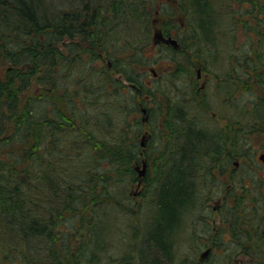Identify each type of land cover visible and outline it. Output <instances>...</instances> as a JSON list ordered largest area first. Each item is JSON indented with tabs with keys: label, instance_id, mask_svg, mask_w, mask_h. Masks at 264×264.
Segmentation results:
<instances>
[{
	"label": "trees",
	"instance_id": "1",
	"mask_svg": "<svg viewBox=\"0 0 264 264\" xmlns=\"http://www.w3.org/2000/svg\"><path fill=\"white\" fill-rule=\"evenodd\" d=\"M100 1L0 0V264H197L187 250H198L205 234L206 242L230 249L254 242L239 228L252 215L249 225H260L264 191L244 182L250 168L235 160L253 159L251 138L264 132V96L241 98L264 89L263 23L248 24L247 48L240 49L238 28L229 31L213 13L223 0H183L186 28L165 31L181 48L162 45L152 63L183 61L149 84L152 63L143 60L151 48V13L146 25L139 14L148 0ZM249 3L250 12L264 14V0ZM92 9L99 20L88 18L86 31L69 27L70 15ZM100 53L112 64L98 66ZM195 59L208 72L212 67L217 91L213 81L200 87ZM145 96L154 102L153 136L142 149L138 111ZM165 109L166 136L159 125ZM212 109L225 125L212 126L205 113ZM142 150L149 167L138 202L129 190L140 178L135 164ZM228 167L237 199L223 206L226 226L213 232L206 222L197 230L196 180ZM137 209H145L141 225L127 222L133 251L105 259L114 219L138 222ZM192 239L185 248L183 241ZM233 257L226 254L220 264ZM253 264H264V253Z\"/></svg>",
	"mask_w": 264,
	"mask_h": 264
},
{
	"label": "flooded vegetation",
	"instance_id": "2",
	"mask_svg": "<svg viewBox=\"0 0 264 264\" xmlns=\"http://www.w3.org/2000/svg\"><path fill=\"white\" fill-rule=\"evenodd\" d=\"M153 4L156 5V12L160 13L161 11L164 12V19L161 23V32L163 34V36L165 38L168 39V43H166V46H172L174 48H181V44L178 40V38L174 35H165V31L169 30L172 34L173 33H182L184 31V29L187 26V22L185 19V14L183 11V0H148V6L151 7L153 6ZM231 4V0H223V1H218V4L215 6V10H214V14L219 16L220 21L225 23L226 29H228L229 31H231V29L233 27L238 28L241 24V27L243 28V31L246 30L248 28V24L249 26H254V25H259V23H263L264 26V14L262 13V11H260L259 13L256 12L255 16L256 19L254 22L252 23H248L247 22V15L249 13H252L248 10V7H250V3L249 0H242L240 3V10L236 9V11L234 12H230L227 14H222L227 5L229 6ZM148 9V8H147ZM149 9V10H150ZM149 13H152V11H149ZM100 16V15H99ZM88 18H94L99 20L97 13L94 12L93 14V9H92V14H89V11L84 12L83 10H80L78 12H75V14L70 15L69 17V27L73 28L74 26L78 27H84L80 30H85L87 29V25H85L84 23H86L87 21H89ZM101 18V16H100ZM102 19V18H101ZM260 19V20H259ZM158 21V19L156 20V22ZM219 21V22H220ZM224 23H222L221 25H223ZM247 27V28H246ZM168 28V29H167ZM176 40L177 41V46L175 43L172 42V40ZM52 46H54V42H51ZM63 44V42L61 43ZM68 50V49H66ZM56 53V51H54ZM65 52V51H64ZM59 53V52H58ZM66 54H68L67 52H65ZM60 54V53H59ZM101 54V60L103 59H108V63L111 65L112 61L108 58L107 55H104L102 53ZM177 61V63H181L183 61L182 56H177L174 60L173 59H163L162 63L160 62L161 66H166L165 68H160L159 70H157L155 67L149 68V75H152V78L156 79L158 78L161 74L163 75V73L165 72H169L170 70H174L173 67V63ZM172 65V66H168V65ZM204 66H199V63L196 62V67L193 66V70L196 69V78L197 81L199 82V80L202 77V71H203ZM152 82V80H148V83L150 84ZM204 83V82H203ZM201 84L200 87L204 88L207 86V84ZM142 99L144 100H150V97L145 96L142 97ZM143 108H146V113L143 111ZM151 106L145 102L140 103V115H141V119H143V123L147 124V129L144 131V133L142 134V138L140 139V143H141V148L142 149H146L147 148V142L152 138L153 136V131L152 129L149 128V122L151 121V117H152V112H151ZM168 109H165V112L162 114V119L160 121V127H163L164 131L163 134L164 136L168 135L170 132L167 130L166 126L164 127V121L168 119ZM216 109H212L211 111H215ZM218 111V110H217ZM171 115L175 116V117H182V112H180L179 114H175L174 112L171 113ZM146 120H144V118H146ZM209 117L211 118V124L213 127H221L222 125H225L226 120L222 119L224 118V115L219 114L215 115L214 113L209 115ZM222 117V118H221ZM191 119L193 117H190ZM221 120V122L219 121ZM144 141V143H142ZM264 154L260 153L258 156L257 154L254 155V158H247L244 159L243 161H245L246 165L249 166L250 171L255 173L256 175H254V177H252V174H246V176L244 177V182L246 183H255V186L259 184L260 188L264 191V173L262 171V167L264 165V160L261 158V155ZM141 155V159L139 162H136L135 164V168L138 172L139 175V179L136 182L135 187H141L139 190L135 191L133 194L134 198H139L137 201L139 202L140 200H143V197L141 196V192L142 189L145 186V180H144V176L146 175V173L144 175H140V170L143 167V164L146 163V172L147 169L149 167V163H148V157L144 155L143 150L140 153ZM162 156V155H160ZM256 156V158H255ZM221 158V156H220ZM259 161L261 162V164L259 165L260 168H258L256 166V163L254 161ZM138 161V160H137ZM240 161L241 159L239 158L238 160H235V166L239 167L240 166ZM249 161H252L249 163ZM262 172V173H261ZM212 173L214 174V176L212 175H205L200 177L199 179L196 180V186H195V192H196V202H197V207H196V213L194 214L195 218H197V227L201 226L202 224H205L207 222L208 218H203L206 215V212L208 211H217V213H219L220 216V227L219 226H211L212 231L215 232L217 230H219L221 228V226H226V223H223V216L224 214H226V210L225 208H223V206L226 205H232L236 199H237V192L236 193H232V183H231V174H232V170L230 167H228L224 172H221L220 170H215L212 171ZM261 173V174H260ZM225 179V180H222ZM223 182V183H222ZM219 184V185H218ZM223 184V185H221ZM222 191H224V193L222 194ZM239 195V194H238ZM240 196V195H239ZM213 202H216V205L213 204ZM203 210V211H201ZM248 213L250 215H252L249 211ZM262 217L258 218V221L260 222V225H249V220L251 217L255 218V215H252L249 218H245L243 224L246 226V228H239V231H241V233H243L244 235L246 234V231H249L251 233V237H252V241L254 242H249L247 241L246 243H243V245L239 246H233V248L230 249V245L228 246L229 248L223 249L220 246H216L215 242L211 241V242H206V237L208 236L207 234L204 235V237L202 238H198V251L200 253L199 254V259L197 260V264H207L210 260V258L212 257L213 253H217L218 249L220 253H223L224 255L228 254L229 256H234V260L235 262L237 261L236 257L238 255H246L247 254H251V255H255L256 257L260 254L264 253V210L261 211ZM230 217V214L228 215ZM248 223V225L246 224ZM243 227V225H242ZM199 230H203V228H199ZM231 231L228 229V231H226V233L224 234V237L226 239H229L231 237ZM248 235V234H247ZM204 240L205 242L201 241ZM234 241L236 242V240L234 239ZM208 251V253L205 255V257L203 258L204 252Z\"/></svg>",
	"mask_w": 264,
	"mask_h": 264
},
{
	"label": "rangeland",
	"instance_id": "3",
	"mask_svg": "<svg viewBox=\"0 0 264 264\" xmlns=\"http://www.w3.org/2000/svg\"><path fill=\"white\" fill-rule=\"evenodd\" d=\"M68 1H70V0H68ZM90 3L91 4H94L96 6H101V1L100 0H90ZM146 6H147L148 9L145 10V11H143V12H141V13H139L140 14V17H141L140 21H141V23H145V25H146L147 22H145V19L147 18V14L149 16V11H152L151 17H150V21H151V28H152L153 31H152V36H151V39H150L151 48L152 49L150 48L151 50L148 49L146 51L147 59H145L143 61H145L147 63L149 62L151 64L152 61H154V59L158 55L159 48L162 45H166V43H168V39L163 36V34H162L161 30H160L161 23H162V21L164 19V12L161 11L160 13H157L156 12V5L155 4H153V6L151 7V9L148 6V2L146 4ZM237 8H239V4H238L237 0H231V4L229 6L227 5L225 11L222 14H227V13H230V12L232 13V12L236 11ZM93 14H94V12H93ZM97 14H99V12H97ZM157 19H158V21L156 22ZM255 19H256V16H255L254 13H249L247 15V22L248 23L254 22ZM145 25L142 27L143 30L146 28ZM253 34H256V33L253 32ZM238 38L239 39L237 41V45L239 46V48L240 49H246L247 48L246 45L248 44V42H247L248 41V37H247L246 30L243 31V28L241 27V24L238 27ZM66 41H69V40L67 39ZM195 60H196V62L199 63V66L200 67L201 66H204L203 71H202V77H201V79L198 82L199 85H201L203 82H204L203 84H205V85L207 84L208 85L209 83H211L213 81L214 91H217L216 90V88H217V77L211 71V68L212 67H209L208 66V68L210 70V72H208L207 70H205V65L200 60H198V59H195ZM106 63H108V59H106V58L103 59V60L100 59L97 62V65L99 66V65L106 64ZM151 65L153 67H155L157 70H159L160 68H165L166 67V66H161V64L158 63V62H153ZM149 67H148V69H149ZM195 67H196V65H195ZM194 71L196 73V69ZM116 76H118V74H116ZM146 80H152L154 82L155 81V78L153 79L152 78V75L147 74ZM172 96H174V95H172ZM262 96H264V89H262L261 87L258 86L257 89L251 90L250 93L247 92L244 95H241V98H243V99H250L251 97H253V100L254 99H257L258 100V97H262ZM236 99H238V98H236ZM232 100H233V98H229L228 101H232ZM238 101L239 102H242L239 99H238ZM146 102L151 107L154 106V102H152L151 100H148ZM138 112H139L138 113V116L141 119L140 110ZM219 112L220 111L215 110L213 112L210 111V112H205V113L207 115H211V114L214 113L215 115H218V117H219ZM136 115H137V113H136ZM141 121L143 123V119H141ZM219 121L221 122V120H219ZM149 123H150V127L149 128L152 129L151 121ZM155 123L156 122L153 121V125H157ZM143 126L144 127H143V130L140 133L139 139L142 138V134L147 129V124H144L143 123ZM251 143H252V146L255 149V153L257 154V156L260 153H263L264 152V132H262L261 134H255V135H253L252 138H251ZM1 155L4 156L5 153L4 154L1 153ZM255 158H256V156H255ZM240 162L241 163L242 162L243 163H246L245 161H240ZM250 162H252V161H249V163ZM254 162L256 163V166L258 168H260L259 165L261 164V162L256 161V160ZM245 167L246 168H249V166H247V165ZM262 171L264 173V165L262 167ZM248 174H252V173L251 172H248ZM222 180H225V179H222ZM140 188L139 187H133V189H130L129 190V193L132 192V191L134 193L135 191L139 190ZM223 193H224V191H222V194ZM138 199L139 198H135V200H138ZM213 204L216 205V202H213ZM144 210L145 209H143L142 211L141 210H138L139 212H142V215L140 217V221H138V222L136 221V216H134V218L132 216V219H130V217L126 216L127 219L124 222H123V219L121 220L120 217L114 219V222H115L114 223V227L110 228V230H109V232H108V234L106 236V237H108V239H107L108 240V242H107L108 255L106 256L105 259H111L112 260V254H113V256L117 257V256H119V254H123L122 252L126 251L127 249H129L130 251H133V248H128V244H127V241H128L127 239H128V236L130 235L129 233L131 231L130 227H127V222L131 221V222H133L134 225H137V223H138L139 226H140L141 225V221H142L141 218L143 217ZM201 211H203V210H201ZM203 218H208L207 219V222L209 224H211V226L213 225V226H216V227L217 226L220 227V225H221L220 224V219H219L220 216H219V213H217V211H212V210L211 211H208V212H206V215ZM63 227H66V226L64 225ZM199 228H202V227L199 226L197 228V230H199ZM117 229H118V231H117ZM126 234H127V236H126ZM191 238H192V236H191ZM193 241H194V239H192V243H186V241H183L185 243V248H188V247L192 246ZM134 244L136 246H138L139 241H134ZM147 244H149V243H147ZM40 245L41 246L38 249L39 252H40L39 255L40 256H45L46 249H45V247H44V245L42 243H40ZM1 247L3 248L2 243L0 242V250H1ZM221 247L224 248V249H226L227 244L225 246L221 245ZM201 251L202 250H200V253H201ZM154 252H155L154 254L152 253L149 256H151V257L155 256V254L157 253V250H154ZM187 252H188V254H194V253H196V255H197L196 259L197 260L199 259V254L200 253H199L198 250H192V249H190V250H187ZM224 256L225 255L223 253H220L219 252V249H218V252L212 258H210V260H209V262L207 264H220V262H222V260L224 259L223 258ZM234 258L235 257H233V258L230 259V263L231 264H253L255 261H257V257L255 255H251V254H247V256L246 255H238L236 257V259H237L236 262H235Z\"/></svg>",
	"mask_w": 264,
	"mask_h": 264
},
{
	"label": "water",
	"instance_id": "4",
	"mask_svg": "<svg viewBox=\"0 0 264 264\" xmlns=\"http://www.w3.org/2000/svg\"><path fill=\"white\" fill-rule=\"evenodd\" d=\"M172 42L175 43L176 46L178 45V44H177V41H176L175 39L172 40ZM143 111L146 113V108H143ZM146 119H147V117L144 118V120H146ZM142 143H144V141H143ZM261 158L264 160V154L261 155ZM145 173H146V163L143 164V167H142L141 170H140V175L142 176V175H144ZM207 253H208V251L204 252L203 258L205 257V255H206Z\"/></svg>",
	"mask_w": 264,
	"mask_h": 264
},
{
	"label": "bare ground",
	"instance_id": "5",
	"mask_svg": "<svg viewBox=\"0 0 264 264\" xmlns=\"http://www.w3.org/2000/svg\"><path fill=\"white\" fill-rule=\"evenodd\" d=\"M51 22H55L56 23V18H51L50 20Z\"/></svg>",
	"mask_w": 264,
	"mask_h": 264
}]
</instances>
